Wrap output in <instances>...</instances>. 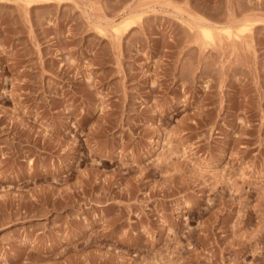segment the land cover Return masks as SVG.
<instances>
[{
  "label": "rangeland",
  "instance_id": "374dc122",
  "mask_svg": "<svg viewBox=\"0 0 264 264\" xmlns=\"http://www.w3.org/2000/svg\"><path fill=\"white\" fill-rule=\"evenodd\" d=\"M0 86V264H264V0H0Z\"/></svg>",
  "mask_w": 264,
  "mask_h": 264
},
{
  "label": "bare ground",
  "instance_id": "6f19581e",
  "mask_svg": "<svg viewBox=\"0 0 264 264\" xmlns=\"http://www.w3.org/2000/svg\"><path fill=\"white\" fill-rule=\"evenodd\" d=\"M26 2H27V4H29V5H39V4H50V3H53L55 0H25ZM26 4V3H25ZM29 7V6H28ZM209 24V23H208ZM208 24L206 25V26H202L203 27V31L205 32V34H209V33H211L210 32V28L211 27H209L208 26ZM202 25H204V24H202ZM213 26V25H212ZM127 27H129V18H125L120 24H119V27H117V30H119V28H127ZM228 28V27H227ZM228 31V30H227ZM229 32V31H228ZM3 83V82H2ZM1 87V86H0ZM12 97V96H11ZM4 98V97H3ZM14 98H12V100H13ZM16 100V99H15ZM67 110V109H66ZM72 111H73V109H72ZM75 111V110H74ZM73 111V112H74ZM0 112H2V110L0 111ZM70 112H71V110H70ZM24 113V112H23ZM69 113V112H68ZM72 113V112H71ZM3 114V113H2ZM28 114V113H27ZM4 115H5V113H4ZM25 115H26V113H25ZM72 115H75L76 116V111H75V113L74 114H72ZM6 116V115H5ZM5 116L3 117L2 115L0 116V124H1V122H2V120H3V118H5ZM72 117V116H71ZM69 118V117H68ZM22 119H24V118H22ZM28 120V119H27ZM65 122V121H64ZM62 123V124H59V127L58 126H56L55 128H53V126H51V130H50V134L49 135H47L48 137H49V139H51L52 141H49V142H52V144H53V141H55L54 142V147H57L56 149H61V147L62 146H66V148H64V150L66 149L67 150V148H68V151H67V153H68V155H70L71 157H70V159L72 160L71 162H69V164H68V169H70L71 170V168H72V165L73 164H75L76 163V161L78 160V158L80 157V158H82L81 160H80V162L81 163H83L85 160H86V155L88 156V154L84 151V150H86L87 149V144L85 145V142H84V140L82 139V137L80 136V134H79V132H82V130H83V127H84V125L87 123V120L86 119H82V121L80 122V125L79 124H73V125H71V130H69V132L71 133H73L74 134V132H75V134H74V138L71 140V143H69V142H66L64 139H66V137H69V132H67L68 131V128H69V126H68V124L70 123V121H68L67 120V122L66 123ZM108 122V121H107ZM16 123H18V121L16 122ZM110 123V122H109ZM3 124V123H2ZM108 124V123H107ZM112 124V123H111ZM115 124V123H114ZM13 125H14V123H13ZM16 126H17V124H15ZM18 125H22L24 128L22 129V133L21 132H16V134L14 135V133H13V135L14 136H12L13 137V140H17L16 142H14V143H10L11 145V148H10V152L9 153H7L8 155H10V157L12 158V159H14L13 157H15V159L13 160V163H15V162H18V160H19V158H23V157H25V158H27L29 155H30V153H33V152H39L40 150H39V147L40 146H42V148L41 149H46V150H48V147L49 146H51V144L50 143H48L49 144V146L46 144V142L43 144V145H40L39 146V144H40V136H33L34 134L32 133V128H31V126H30V124H28V121L26 122V120L24 119V120H20V123H18ZM113 125V124H112ZM103 126V125H102ZM106 128L104 129L106 132H107V130H109V126H106V125H104ZM15 127V126H14ZM19 127V126H18ZM18 127H17V130H18ZM114 127V126H113ZM11 128H12V126H11ZM101 129V128H100ZM1 130V129H0ZM12 130H14V129H12ZM11 130V131H12ZM110 130H112V129H110ZM2 131V130H1ZM101 131V130H100ZM101 132H103V131H101ZM100 132V133H101ZM18 133V134H17ZM37 133H38V131H37ZM108 134V133H107ZM76 137L77 138H79V140H76ZM81 137V138H80ZM48 140V139H47ZM43 141V140H42ZM45 141H46V139H45ZM25 143V144H24ZM24 144V145H23ZM48 146V147H47ZM26 148V147H28V149H27V152L26 151H24L23 150V148ZM59 147V148H58ZM29 150V151H28ZM50 150H51V147H50ZM83 150V152H84V154H85V156L84 155H82L81 154V151ZM52 151H53V149H52ZM57 151V150H56ZM55 151V152H56ZM41 152V151H40ZM95 152V151H94ZM2 153V152H1ZM51 153V152H50ZM52 153H54V151L52 152ZM2 155V154H1ZM4 156V157H3ZM3 160H1L2 162H4V161H6V160H9V158H8V156H5V154L3 153ZM35 159V158H34ZM11 160V159H10ZM28 160V159H27ZM37 160V159H36ZM12 161V160H11ZM23 161V160H22ZM30 161H31V159H30ZM29 161V162H30ZM32 161H33V159H32ZM35 161V160H34ZM26 162V161H25ZM43 162V161H42ZM36 164H38L37 162H35ZM106 162H104V164H105ZM29 164H32L31 162L29 163ZM45 165V164H44ZM43 165V166H44ZM54 165V164H53ZM19 166V165H18ZM34 166V165H33ZM39 166V165H38ZM41 166H42V164H41ZM74 166V165H73ZM51 167V166H50ZM54 168V167H53ZM48 169H50V168H48ZM67 169V168H66ZM67 169V170H68ZM30 170V169H29ZM42 170V169H41ZM40 170V171H41ZM44 170V169H43ZM16 174H15V176H16V179L15 180H18V181H20L21 182V180L23 181V179H25L28 175L30 176V178H40L41 179V177L43 178V175H45V176H47V177H45L46 179L48 178H50L51 176H54L55 174H60L61 173V171L59 172V169H50V170H46L44 173H42V171L40 172L36 167H35V169H33V170H30V172H26L25 173V171H24V167L23 166H19L16 170ZM66 171V170H65ZM62 172H63V170H62ZM85 174V173H84ZM93 174H94V172H93ZM86 176H88V179H86V181H83L84 180V178H81L77 183H75L76 184V186H74V187H71L72 189H79L78 187H81V186H83V191L85 192V187H87L88 186V190H89V187H91V188H95V187H93L92 185V178L91 177H93L92 175H91V173H86ZM13 178H15V177H13ZM40 179H38V180H40ZM58 179V178H57ZM34 180V179H33ZM98 180V179H97ZM100 180V179H99ZM36 181V180H35ZM58 181V180H57ZM57 181L56 182H53V184H57ZM60 181V180H59ZM91 181V182H90ZM101 181V180H100ZM83 182L85 183V185H83ZM94 182H96V181H94ZM99 183H101V182H99ZM99 183H98V185H99ZM59 184V183H58ZM97 184V182L95 183V185ZM103 184V183H102ZM112 184H113V182H111V181H109L108 182V184H107V188H106V190H107V192L105 193L106 194V196L108 197V196H110L111 194H113L114 192V190H113V187H112ZM50 185H51V182H50ZM97 185V186H98ZM44 186V185H43ZM55 186H53V187H51V186H49V185H47V188H46V190H44L43 188L41 189V191L44 193L45 191H46V193L45 194H52L53 195V197H54V195L56 194L57 196H58V194H61L62 193V191H64V190H60L59 191V189H56V187L54 188ZM104 188V187H103ZM37 189V188H36ZM40 189V188H39ZM68 189V188H67ZM15 190V189H14ZM34 190V189H33ZM69 190H70V186H69ZM82 190V189H81ZM7 191H9V189L7 190ZM6 191V192H7ZM17 191V190H16ZM39 191L40 190H38L37 189V193H33L32 192V190H31V193H33L31 196H29L28 195V193L27 194H23V196H20V194H18V195H12L11 193L10 194H7V193H9V192H5V194H7L6 196H4V197H6L5 199H3V196H2V199L3 200H0V205L1 204H3V203H6V204H11V205H13L14 203H15V200L16 199H18V200H22V199H26L27 197L28 198H31V197H33L34 199V201L36 202H39V197L41 196L40 194H42V193H40L39 194ZM40 191V192H41ZM67 191V190H66ZM71 191V190H70ZM127 192H128V190H126ZM18 192V191H17ZM75 192V191H74ZM73 192V193H74ZM83 192V193H84ZM87 192V191H86ZM67 193H68V191H67ZM5 194H3V195H5ZM63 194V193H62ZM55 195V196H56ZM71 195H73V194H71ZM62 196V195H61ZM1 197V196H0ZM42 197V196H41ZM27 198V199H28ZM47 198V197H46ZM100 198V197H99ZM44 199V198H43ZM48 199H49V197H48ZM97 199H98V197H97ZM101 199V198H100ZM110 199V198H109ZM32 199H30L29 201L30 202H33V201H31ZM26 201V200H25ZM29 201H27L26 203H28ZM49 201V200H48ZM24 202V201H23ZM34 204V203H33ZM6 206V205H5ZM8 206V205H7ZM16 206V205H15ZM190 208V209H192L193 208V205H191V204H189V203H187V205H186V208ZM1 208V207H0ZM3 208H4V206H3ZM17 208V207H16ZM7 209V208H6ZM19 210V209H18ZM193 210V209H192ZM191 210V211H192ZM17 211V210H16ZM190 211V210H189ZM36 212H39V210L38 211H36ZM46 212H51V210H46ZM40 213V212H39ZM38 213V214H39ZM42 213H45V212H43V209H42ZM16 214H17V212H16ZM1 215H2V213H1ZM9 217V216H8ZM7 217V218H8ZM11 217V216H10ZM10 217L8 218V219H10ZM119 217V216H118ZM122 217V216H121ZM6 218V217H5ZM141 218V217H140ZM2 221H4V220H2ZM122 223V222H121ZM133 223V222H132ZM2 224V223H1ZM117 224V223H116ZM179 224V223H178ZM119 225V224H118ZM111 234V233H110ZM112 235V234H111ZM136 235H138V234H136ZM131 240V239H130ZM135 241V240H134ZM137 241V240H136ZM122 244V243H121ZM126 245L129 247V246H134V245H137V242H131V241H129V242H126Z\"/></svg>",
  "mask_w": 264,
  "mask_h": 264
}]
</instances>
